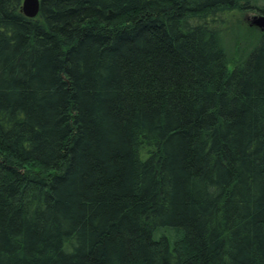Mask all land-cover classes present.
<instances>
[{
    "label": "trees",
    "instance_id": "1",
    "mask_svg": "<svg viewBox=\"0 0 264 264\" xmlns=\"http://www.w3.org/2000/svg\"><path fill=\"white\" fill-rule=\"evenodd\" d=\"M0 0V264H264V0ZM234 66L231 69L230 64Z\"/></svg>",
    "mask_w": 264,
    "mask_h": 264
},
{
    "label": "rangeland",
    "instance_id": "2",
    "mask_svg": "<svg viewBox=\"0 0 264 264\" xmlns=\"http://www.w3.org/2000/svg\"><path fill=\"white\" fill-rule=\"evenodd\" d=\"M263 14L256 10H248L245 13H233L227 22L225 29V42L227 51L237 61L256 43L257 37L263 33L258 27L251 25L256 15ZM233 63L230 64L232 69Z\"/></svg>",
    "mask_w": 264,
    "mask_h": 264
},
{
    "label": "water",
    "instance_id": "3",
    "mask_svg": "<svg viewBox=\"0 0 264 264\" xmlns=\"http://www.w3.org/2000/svg\"><path fill=\"white\" fill-rule=\"evenodd\" d=\"M41 0H23L22 10L30 18L36 17L40 12ZM251 25L258 27L264 32V13L253 17Z\"/></svg>",
    "mask_w": 264,
    "mask_h": 264
}]
</instances>
